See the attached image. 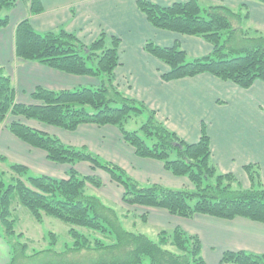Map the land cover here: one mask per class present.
<instances>
[{"label": "trees", "instance_id": "16d2710c", "mask_svg": "<svg viewBox=\"0 0 264 264\" xmlns=\"http://www.w3.org/2000/svg\"><path fill=\"white\" fill-rule=\"evenodd\" d=\"M256 1L264 3V0ZM17 2L0 0V28L9 23L5 11ZM136 3L154 27L197 36L212 45L210 53L192 58L177 41L172 46L146 41L145 50L167 65L160 75L162 80L209 73L242 88L250 87L256 80L264 82V33L250 24L245 4L233 7L197 0L169 5L149 0ZM29 5L32 14L43 11L40 0H29ZM119 40L114 35L101 33L86 43L63 28L39 32L28 18L16 25L17 58L69 74L89 76L97 82L60 90L37 86L30 94L32 102L24 103L16 100L12 78L0 65V124L21 141L44 151L48 160L68 166L63 177L34 174L28 166L0 154L2 239L12 247L11 252L20 245L16 238L22 233L16 231L17 219L13 215L22 205L38 222L52 216L68 224L69 234L76 237L77 244L83 248L113 253L109 259L87 264H144L146 261L147 264H205L199 236L179 226L159 229L156 239L126 230L115 209L85 191L88 185L101 187L102 178L94 173L82 174L75 167L87 162L91 170L108 173L111 180L121 186V201L127 205L163 208L186 218L201 213L223 219L244 217L264 223V186L258 164L244 166L250 186L243 187L234 175L222 174L212 164L205 125L196 142H187L170 130L155 110L122 90L114 73L120 63ZM143 113L146 119L139 128L125 127L128 120ZM23 120L68 131L76 130L81 124L113 125L138 157L160 160L167 171L186 177L191 185L181 188L160 183L141 186L120 165L87 146L66 144L58 136ZM141 217L146 221V213ZM50 234L56 237L53 232ZM221 262L264 264V253L226 250Z\"/></svg>", "mask_w": 264, "mask_h": 264}, {"label": "crops", "instance_id": "0c3cea01", "mask_svg": "<svg viewBox=\"0 0 264 264\" xmlns=\"http://www.w3.org/2000/svg\"><path fill=\"white\" fill-rule=\"evenodd\" d=\"M149 1L169 5L186 0ZM197 1L233 7L245 4L250 24L259 29L264 26L260 23L264 20L253 15L248 3L241 2L243 0L237 1V4L224 3L223 0ZM136 2L137 0H40L43 11L32 14L29 0H18L4 13L8 15V25L0 28V65L4 73L12 78L16 100L32 102L30 94L37 86L60 90L86 85L94 80L89 76L73 75L36 61L17 58L14 31L21 20L28 18L32 27L39 32L63 28L74 32L86 43L93 41L101 33L114 35L120 39V63L114 71L120 88L155 110L165 125L187 142H196L205 125L210 139V160L217 171L222 174L231 173L243 187H248L250 179L244 166L258 164L264 186V82L256 80L250 87L242 88L209 73L162 80L160 75L167 69V65L145 50L146 41H153L160 46H172L177 41L180 48L192 58L210 53L212 45L197 36L153 27ZM256 7H263L264 10V6ZM203 41L210 45L202 43ZM23 122L53 133L66 144L87 146L103 158L120 165L139 183L170 186L179 185L180 178H184L167 171L160 160L138 157L134 148L122 139L119 130L113 125L81 124L76 130L68 131L34 120ZM0 154L10 161L28 166L31 171L55 177H63L68 168L67 165L48 160L44 151L21 141L2 124ZM75 167L82 174L99 175L103 185L94 188L98 191L105 188L108 195L121 200L122 188L111 180L108 173L99 169L91 170L87 162H80ZM185 183L191 185L188 179ZM132 206L141 208L147 215L146 221L158 227L179 226L198 235L205 264H227L221 262V255L226 250L264 253V223L244 217L223 219L201 213L186 218L170 214L163 208ZM4 244L0 245V251L8 252V245Z\"/></svg>", "mask_w": 264, "mask_h": 264}, {"label": "rangeland", "instance_id": "374dc122", "mask_svg": "<svg viewBox=\"0 0 264 264\" xmlns=\"http://www.w3.org/2000/svg\"><path fill=\"white\" fill-rule=\"evenodd\" d=\"M223 1L228 4H237L236 2L241 0ZM241 2L248 3L253 15H257L261 18V20H264L263 7H256V5L264 6L263 3L260 4L255 0H243ZM146 20L148 21L147 18ZM260 23L264 24V21ZM261 30L264 33V26ZM187 43L188 42L186 41V44ZM202 43L210 45L208 44L209 42L206 43L203 41ZM93 79L94 80L90 81V83H87V86H90L95 82L96 79ZM145 119L146 113L140 114L138 117L136 116L128 120L125 123V127L129 130H136ZM31 172L34 174H40L34 171ZM186 179V177L180 178L178 183L179 185H170L169 187H185L187 185L185 183ZM139 184L141 186H148L152 183L141 182ZM187 186L190 187L189 185ZM104 189L98 191V189L88 185L86 186L85 191L87 194L99 197L104 204L115 209L122 226L126 230L145 233L152 239L157 238L159 229H162L163 227H158L151 222L144 221L141 217V213H144V211L141 208H137L136 206L131 207V205L125 204L120 199H116L114 196L108 195ZM13 216L17 219L16 231L22 233L16 238L20 245H18L14 252H11L12 247L10 248L7 241L2 239V228L0 227V245L4 246V243H6L9 248L8 252L5 250L0 251V264H87L90 262L109 259L110 256L113 255V253L106 252L105 250H89L86 247L83 248L80 244L78 245L77 243L79 242L77 241V238L73 237L68 232L69 225L58 218L45 216L43 221L38 222L32 217L28 209L22 205H19L16 208ZM165 229L169 228L165 227ZM50 232H53L56 237L51 235ZM79 239L82 240V237H79ZM144 264H147V261L144 262Z\"/></svg>", "mask_w": 264, "mask_h": 264}]
</instances>
